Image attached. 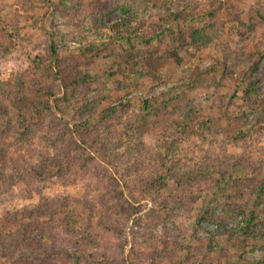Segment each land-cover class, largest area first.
I'll return each instance as SVG.
<instances>
[{
    "label": "rangeland",
    "instance_id": "obj_1",
    "mask_svg": "<svg viewBox=\"0 0 264 264\" xmlns=\"http://www.w3.org/2000/svg\"><path fill=\"white\" fill-rule=\"evenodd\" d=\"M91 2L92 0H32L30 7L24 10L19 0H0V104L8 108L7 116L11 118V121L16 122L20 115L16 107V105L19 107V104L15 102V94L19 96L18 92L28 89L33 81L39 82L45 89L53 88L57 82L56 78H51V70L56 72L58 70L55 69V58L49 50L51 42L66 48L57 58L63 61L64 70L74 67L75 73H78L80 68L88 72L90 90L87 97L96 99L94 101L96 111L101 114L109 106L126 104L128 98L136 96L135 98L147 99L159 96L173 87L187 83L193 72L205 71L221 62L225 57L224 46L228 45L230 49H235L243 40L242 44L247 48V52L256 51L259 52V56L254 58L249 67L242 65L237 72L225 79L224 87L220 91L221 95L227 97L222 104L224 107L220 109L216 107L209 114L214 118L218 128L225 127L227 119L232 125L234 120H237V127L242 125L247 127L252 124L255 128L247 141L256 151L259 148L264 149V23L257 16L258 10L263 12L264 0H220L219 6L224 7L221 16L224 29L219 33L217 41L200 51L196 58L185 54L186 61L182 66L173 60L160 64L156 79L149 75L144 77L145 71L134 72L135 69L136 71L139 69V66L136 68L135 64L128 67L122 63L120 64L124 71L110 79L105 77V73L107 75L112 71V62L116 59V53L122 48V40L119 38L130 35L154 36L173 26L171 14L178 11L184 12L181 28L190 29L191 16L207 14L214 10V0H167L166 2L164 0H139V2L113 0L114 6L104 16L103 24L106 27L102 33L95 29L94 18L90 17L93 15ZM190 2H199L200 6L195 8L190 5ZM232 10L242 14L243 26L238 21L229 19ZM168 15L171 16L172 23L166 20ZM125 21L130 23L128 26L131 29L128 31L122 28ZM123 31L125 33L120 35ZM111 33V36L105 37L106 34ZM90 46L95 47L91 54L92 60L89 65L81 66L79 60L82 58V53L83 51L87 53ZM167 50L168 47L165 44L158 55H165ZM140 62L146 65L151 63L148 57L141 59ZM114 70L119 71V67ZM57 84H61V80L58 79ZM205 93L206 91L200 90L198 95ZM246 93L247 96L243 97ZM23 94H25L24 91L20 93V95ZM28 94H30L27 97L28 100L26 99L28 105L24 106L20 103L24 110L29 105L33 107L34 103L40 100L37 94ZM62 95H58V98ZM55 98L50 99L51 111L45 112L43 119L35 118L34 124L37 129L25 139H22L16 131L7 135L0 134V264H38L39 258L47 259L48 264H73L66 256L68 252H76V247L80 244L79 240L85 237L104 243L111 255L107 261H84L81 264H133L134 262L148 264L153 250L149 244H154L156 241L148 242V244L140 241L135 245L129 227L132 220L136 218L145 220L151 215L154 198L144 196L145 193L139 194L141 191L135 193L125 188L121 181V174L116 173L104 161L99 160L107 170L108 180L104 178L103 171L87 177L82 173L79 165L78 167L71 165L67 168L53 165L51 167L53 176L45 183H41L38 192L28 185L26 179L29 175L20 172L26 167L28 171H32L43 164L45 158H55L59 155L58 148L48 143L45 135L50 136L53 133V136H59L61 130L53 124L60 119L71 122L72 116L71 113L68 115L59 113L55 106ZM81 102L77 100L71 103V108L75 107L72 113L75 112L74 116L78 114ZM0 115H2L1 111ZM122 130L123 127H120L119 131ZM76 135L77 139L78 136L80 138V135L77 133ZM204 137L197 136V145L192 147V156L196 160L206 159L207 156L219 153L227 155L243 153L245 142L230 143L228 141L230 137L224 131L218 136ZM118 139H120L119 136L115 140ZM146 141L151 146L156 143L151 138ZM224 147L225 151L222 150ZM126 150V146H123L117 149L116 154L124 155ZM94 152L91 155L99 158ZM194 158L187 157L182 160L190 162ZM114 190L116 194L110 197L109 191ZM122 192L124 196H120ZM59 196L71 201L70 208L77 206L81 209V212L78 211L80 213L74 227L76 230L85 228L87 232L85 237L79 234L73 235L62 221L55 222V228L49 230L44 229L43 225L38 227L33 225L36 223L35 218L31 221L21 220L28 210L39 206L43 198L51 201ZM86 200L95 201V208L85 207ZM96 200H102L103 203L99 204ZM192 206L190 216L178 218L172 228L175 236L168 239L170 250L175 249L174 242L178 237L179 240H190V246L195 247L197 252H202L200 254L202 261H199L198 257L195 264H255L264 259V247L256 248L250 237L238 235L234 240H228L222 234L223 229H219V223L220 225L224 223L226 230H239L246 228L251 221L248 225L250 230L264 235V207L251 206L228 213L216 209L208 220L200 221V227H196L198 231H195V226L198 225L196 214L202 211L203 203L199 201ZM102 215L104 218H107L106 215L113 217L119 222L117 227L130 219L129 225H123L125 234L123 235L119 228L114 231L100 228L99 217ZM24 221L32 224L29 229L24 228L25 232L21 229ZM197 232L202 241L194 237L198 235L195 234ZM211 237L213 241L209 240ZM220 240H224L225 255L219 251V254L213 252L219 246ZM163 244L158 245L159 250L163 248ZM134 247L146 255L140 260L136 259L133 254ZM44 252L50 254L49 257ZM184 255L182 253L181 257ZM190 260L193 261L192 258ZM163 264H171V262L168 260Z\"/></svg>",
    "mask_w": 264,
    "mask_h": 264
},
{
    "label": "trees",
    "instance_id": "obj_2",
    "mask_svg": "<svg viewBox=\"0 0 264 264\" xmlns=\"http://www.w3.org/2000/svg\"><path fill=\"white\" fill-rule=\"evenodd\" d=\"M137 1L139 2V0ZM166 1L164 0V2ZM31 2L32 0H19V4L24 10L30 7ZM219 2L220 0H214L215 9L207 14L192 15L190 29L181 28L184 12L178 11L171 14L173 26L154 36H121L119 39L122 40V48L116 53V59L112 62V71L107 73L108 76L105 73V77L110 79L124 71L121 68L120 63H122L128 67L135 64L136 68L139 66V69L137 71L135 69L134 72L145 71L144 77L149 75V77L156 79L160 64L173 60L182 66L186 61L185 54H190L196 58L200 51L207 49L213 42L217 41L219 33L224 29L222 26L224 24L223 18L221 17L224 7L219 6ZM113 4V0H92L91 2L93 15L90 17L94 18L95 29L99 30L100 33L106 27L103 24L104 16L111 11ZM190 5L198 8L200 3L190 2ZM257 16L264 23V9L263 12L258 10ZM241 17L240 12L232 10L229 19L238 21L243 26ZM167 19L172 23L170 15L166 17ZM123 24V29L127 31L131 29L128 26L130 25L128 21ZM124 33L125 31L120 35ZM111 35L112 33L106 34L105 37ZM242 43H244L243 40L237 44L235 49H230L228 45L224 46L226 49L225 57L221 62L205 71L193 72L189 81L181 86L173 87L167 92L159 94V96L147 99L135 98L136 96L128 98L126 104L109 106L99 114L95 107L94 101L96 99H88L87 97L90 90L88 72L80 68V71L75 73L74 67L64 70L63 61H59L57 58L59 53L66 48L51 42L49 50L52 57L55 58V69H58L57 72L51 70V78H56L57 82L58 79L61 80V84L56 82L53 88L45 89L39 82L33 81L28 89H22L25 94L20 95L22 91L18 92L19 96L15 94V102L19 104V107L15 105L18 113H20L16 122L11 121V118L7 116L8 108L0 104V111L2 112L0 115V134L7 135V133L12 134L16 131L22 139H25L37 129L34 124L35 118L43 119L45 112L52 109L50 99L56 97L55 106L59 113L63 115L71 113L72 121L68 122L65 119L56 121L53 125L61 130L59 132L61 134L59 136H53V133L50 136L45 135V140L58 148V156L45 158L43 164L38 165L32 171H28L27 167L20 171L29 175V180L26 179V181H28L31 189L40 191L38 188L41 183H45L53 176L51 170L53 165L60 168H67L71 165L78 167L79 165L82 173L87 177L103 171L104 178L108 180L107 170L99 162L102 160L116 173L121 174V181L125 188L135 193L141 191L139 194L145 193L144 196L154 198L155 202L151 209V215L145 220L142 218L132 220L129 227L135 245L140 241L146 242V244L156 241L154 244H149L153 250L150 253L148 264H163L168 260L171 264H195L198 257L199 261H202L200 255L202 252L199 253L195 247L190 246V240H179L177 237L174 242L175 249L170 250L168 248V239L175 236L172 228L177 219L190 216L193 204H197L199 201L203 203L202 211L196 214L198 225L195 226V231H198L196 227H200V221L208 220L216 209L228 213L251 206L264 207V149L257 147L259 149L256 151L254 146L247 141L255 127L252 124L247 127L244 125L237 127V120H234L232 125L231 121L227 119L225 127L218 128L214 118L209 114L216 107L219 109L224 107L222 104L227 97L221 95L220 91L224 87L225 79L237 72L240 66L249 67L259 54L256 51L247 52V48ZM165 44L168 47L167 53L159 56L158 54ZM94 49V46H90L87 53L83 51L82 58L79 60L81 66L89 65ZM146 57L150 59L151 63L146 65L143 62L141 64L140 60ZM118 67L119 71L114 70ZM200 90L206 91V93L199 96ZM28 93L37 94L40 100L34 103L33 107L29 105L24 110L20 103H23L24 106L28 105L26 101L30 95ZM61 94L63 95L58 98V95ZM246 96L247 93L243 97ZM76 99L82 102L78 114L74 116L75 112L72 113L75 107L73 106L72 109L70 105L72 102H76ZM81 111L83 113H80ZM53 125L50 124L51 127ZM120 127H123L122 131H119ZM223 131L230 137L228 139L230 143L245 142V144L242 143L244 147L242 154L219 153L199 160L192 156V147L197 145V136L203 135L204 138L212 135L218 136ZM76 133L80 135V138L78 136L77 139ZM118 136L120 139L115 140ZM121 136H123L122 139ZM150 138L155 140V145L147 144L146 139ZM123 146L127 148L126 154L119 156L116 151ZM222 150L225 151V147ZM93 151L99 158L91 155ZM187 157L194 159H191L190 162L182 160L187 159ZM115 194V190L109 191L110 197H114ZM120 196H124L123 192ZM69 202L71 201L68 198L61 196L51 201L43 198L40 205L28 210L21 220L29 219L31 221L35 218L36 223L33 225L36 227L43 225L44 229L49 230L55 228V222L60 221L59 223H61L62 221L65 222L73 235L79 234L85 237L87 233L85 228L76 230L74 227L81 209L77 206L70 208ZM96 202L103 203L102 200H96ZM84 206L95 208V201L86 200ZM106 217L104 218L103 215L99 217L100 228L107 231H114L119 228L123 235L125 234L123 225H129L130 219L117 227L118 221L109 215ZM42 220L44 221L42 222ZM250 223L251 221L248 225ZM21 225L24 232V228L27 230L32 227L31 223L25 221ZM248 225L239 230H226L224 223L221 225L219 223V229H223L221 232L228 240H234L238 235L248 236L256 248L264 247V235L252 232ZM200 230L202 229L200 228ZM195 234L198 235L194 237L198 240L201 239L198 232ZM209 240L213 241V238L211 237ZM224 240L218 242L219 246L213 250L215 254H219V251L225 255ZM79 241L80 244L77 245L76 252H68L66 256L69 262L81 264L84 261L109 260L111 254H109L108 247L106 248L104 243H98L90 237H85ZM160 243L166 244H163L161 250L158 248ZM182 253L185 254L183 257H181ZM44 254L48 257L50 255L46 252ZM133 254L138 260L146 255L140 253L135 247ZM191 258L193 261L190 260ZM38 264H48L47 259L39 258ZM133 264L140 263L134 262ZM255 264H264V259Z\"/></svg>",
    "mask_w": 264,
    "mask_h": 264
}]
</instances>
